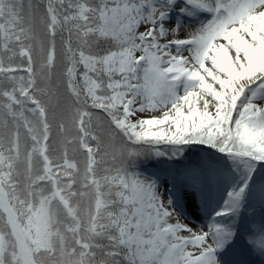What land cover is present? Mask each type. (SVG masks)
<instances>
[{
	"label": "snow or ice",
	"instance_id": "6c2138e0",
	"mask_svg": "<svg viewBox=\"0 0 264 264\" xmlns=\"http://www.w3.org/2000/svg\"><path fill=\"white\" fill-rule=\"evenodd\" d=\"M0 264H264V0H0Z\"/></svg>",
	"mask_w": 264,
	"mask_h": 264
}]
</instances>
